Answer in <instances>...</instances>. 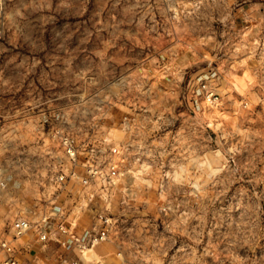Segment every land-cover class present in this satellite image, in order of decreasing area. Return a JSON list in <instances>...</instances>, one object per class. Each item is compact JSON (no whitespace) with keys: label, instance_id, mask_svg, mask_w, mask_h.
Listing matches in <instances>:
<instances>
[{"label":"clouds","instance_id":"9594fccd","mask_svg":"<svg viewBox=\"0 0 264 264\" xmlns=\"http://www.w3.org/2000/svg\"><path fill=\"white\" fill-rule=\"evenodd\" d=\"M0 264H264V0H0Z\"/></svg>","mask_w":264,"mask_h":264}]
</instances>
